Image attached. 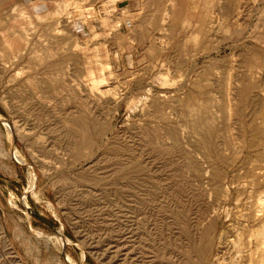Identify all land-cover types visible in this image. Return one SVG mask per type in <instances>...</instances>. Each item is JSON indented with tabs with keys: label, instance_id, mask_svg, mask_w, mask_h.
<instances>
[{
	"label": "rangeland",
	"instance_id": "rangeland-1",
	"mask_svg": "<svg viewBox=\"0 0 264 264\" xmlns=\"http://www.w3.org/2000/svg\"><path fill=\"white\" fill-rule=\"evenodd\" d=\"M263 153L264 0H0V264H264Z\"/></svg>",
	"mask_w": 264,
	"mask_h": 264
},
{
	"label": "bare ground",
	"instance_id": "bare-ground-1",
	"mask_svg": "<svg viewBox=\"0 0 264 264\" xmlns=\"http://www.w3.org/2000/svg\"><path fill=\"white\" fill-rule=\"evenodd\" d=\"M80 5V4H79ZM229 6V5H228ZM228 9V8H227ZM229 11V10H228ZM129 23V22H128ZM131 24V23H130ZM131 59V58H130ZM254 68V67H253ZM251 81V80H250ZM245 83V82H244ZM248 84V83H247ZM245 85H246V83H245ZM249 88V87H248ZM252 88V87H251ZM254 88H255V85H254ZM242 89H243V87H242ZM245 90V89H244ZM243 93H245V92H243ZM242 96V95H241ZM246 98V97H245ZM256 103V102H255ZM209 105V104H208ZM247 105V104H246ZM186 106H187V104H186ZM189 106V105H188ZM159 107V106H158ZM190 108V107H189ZM191 109V108H190ZM158 110H159V108H158ZM161 111V110H160ZM190 111V110H189ZM207 111V110H206ZM192 112V111H191ZM190 112V113H191ZM254 114V113H253ZM252 114V115H253ZM194 115V114H193ZM190 116H191V114H190ZM205 116V115H204ZM194 117V116H193ZM207 117V116H206ZM188 118V117H187ZM191 118V117H190ZM193 119V118H192ZM188 120V119H187ZM206 120H208V118L206 119ZM195 121V120H194ZM76 122V121H75ZM207 123H208V121H206ZM205 122V123H206ZM193 123H195V122H193ZM204 123V124H205ZM203 124V125H204ZM83 125H85V124H83ZM196 125V124H195ZM88 126V125H87ZM74 127H76V126H74ZM85 127V126H84ZM96 127V126H95ZM210 127V126H209ZM255 127V126H254ZM73 128V127H72ZM170 128V127H169ZM75 129V128H74ZM77 129V128H76ZM173 129V128H172ZM195 129H196V127H195ZM252 129V128H251ZM260 129V127L257 129V130H259ZM90 130V129H89ZM202 130V129H201ZM73 131V130H72ZM71 131V132H72ZM172 131V130H171ZM65 132H67V131H65ZM173 132V131H172ZM175 132H176V130H175ZM255 132V131H254ZM78 133H79V131H78ZM77 133V134H78ZM258 133H260L259 131H258ZM194 134H196V131L194 132ZM211 134V133H210ZM74 135V134H73ZM81 135V134H80ZM217 135V134H216ZM168 136V135H167ZM166 136V137H167ZM178 136V135H177ZM199 136V135H198ZM212 136V134L209 136V137H211ZM262 136V135H261ZM82 137V136H81ZM152 137V136H151ZM169 137V136H168ZM201 137V136H200ZM259 137V136H258ZM73 138V137H72ZM217 138V137H216ZM173 139L174 140H177V138H176V136L175 135H173ZM80 140V139H79ZM254 140V139H253ZM212 141V140H211ZM77 142V141H76ZM75 142V143H76ZM171 142H173V141H171ZM176 142V141H175ZM198 142V141H197ZM254 143V142H253ZM81 144V143H80ZM177 144V143H176ZM179 144V143H178ZM250 144V143H249ZM259 144V143H258ZM80 146V145H79ZM163 146V145H162ZM199 146V145H198ZM205 146V145H204ZM207 146V145H206ZM164 147V146H163ZM202 147V146H201ZM220 147V146H219ZM251 147V146H250ZM253 147V146H252ZM251 147V148H252ZM81 148V147H80ZM80 148H78V149H80ZM157 148H158V146H157ZM161 148V147H160ZM167 148V147H166ZM206 148V147H205ZM171 149V148H170ZM182 149V148H181ZM216 149V148H215ZM166 150V149H165ZM169 150V149H168ZM205 150V149H204ZM162 151V150H161ZM209 151H210V149H209ZM217 151V150H216ZM251 151V150H250ZM163 152V151H162ZM169 152H171V151H169ZM204 152V151H203ZM218 152V151H217ZM221 152V151H220ZM252 152V151H251ZM263 152V151H262ZM212 154V153H211ZM223 154V153H222ZM264 154V153H263ZM132 155V154H131ZM218 155V154H217ZM121 156V155H120ZM208 156V155H207ZM260 156V155H259ZM226 157V156H225ZM124 158V157H123ZM218 158V157H217ZM234 158V157H233ZM190 159V158H189ZM226 159H228V158H226ZM113 160V159H112ZM116 160H118V158L116 159ZM210 160V159H209ZM213 160V159H212ZM211 160V161H212ZM225 160V159H224ZM120 161V160H119ZM134 162H135V159L133 160ZM214 161V160H213ZM113 162V161H112ZM121 162V161H120ZM115 163H118V162H115ZM126 163V162H125ZM261 163V162H260ZM189 164V163H188ZM191 164V163H190ZM117 165H119V164H117ZM124 165V164H123ZM122 165V166H123ZM129 166V165H128ZM131 166V165H130ZM184 166V165H183ZM139 167V166H138ZM196 167L197 166H195V169H196ZM130 167H128V169H129ZM194 168V167H193ZM220 168H222V167H220ZM127 169V168H126ZM211 169V168H210ZM115 170V169H114ZM118 170V169H117ZM122 170V169H121ZM125 170V169H124ZM190 170V169H189ZM126 171H129V170H126ZM122 172V171H121ZM124 172V171H123ZM183 172V171H182ZM197 172V171H196ZM218 172V171H217ZM216 173V172H215ZM114 174V173H113ZM125 174H126V172H125ZM115 175H118V174H115ZM119 175H121V174H119ZM114 176V175H113ZM223 176V175H222ZM125 177V176H124ZM182 177V176H181ZM120 179H121V177H119ZM123 178V177H122ZM218 178V177H217ZM219 178H220V176H219ZM222 179V178H221ZM221 181V180H220ZM238 181V180H237ZM97 182V181H96ZM124 182V181H123ZM134 182V181H133ZM178 182H180V181H178ZM184 182V181H183ZM132 183V182H131ZM177 183V182H176ZM218 183V182H217ZM134 184H135V182H134ZM180 184V183H179ZM136 186V185H135ZM217 187V186H216ZM135 188V187H134ZM179 191V190H178ZM181 191V190H180ZM221 191V190H220ZM249 191V190H248ZM134 193V192H133ZM183 193V192H182ZM137 194V193H136ZM146 194V193H145ZM148 194V193H147ZM131 195V194H130ZM172 195V194H171ZM174 195V194H173ZM181 195V194H180ZM185 196V195H184ZM263 196V195H262ZM176 198V197H175ZM178 198V197H177ZM176 198V199H177ZM181 198V197H180ZM137 199V198H136ZM139 199V198H138ZM183 199V198H182ZM181 199V200H182ZM175 200V199H174ZM186 200V199H185ZM262 200H264V199H262ZM143 201V200H142ZM178 202H179V200H177ZM259 201H260V199H259ZM139 202V201H138ZM141 202V201H140ZM175 202V201H174ZM260 202H262V201H260ZM259 203V202H258ZM184 205H186V204H184ZM207 205V204H206ZM144 206V205H143ZM261 206H262V204H261ZM208 207V206H207ZM264 207V206H263ZM144 208V207H143ZM168 208V207H167ZM178 208H179V206H178ZM142 209V208H141ZM183 210V209H182ZM240 210V209H239ZM184 211H186V210H184ZM204 211V210H203ZM169 213V212H168ZM174 213V212H173ZM184 213V212H183ZM242 213V212H241ZM164 214H165V212H164ZM175 214V213H174ZM186 214H188V213H186ZM198 214V213H197ZM203 214V213H202ZM168 215V214H167ZM170 215V214H169ZM185 214H183V216H184ZM134 216V215H133ZM189 216V215H188ZM183 218V217H182ZM201 218V217H200ZM131 219V218H130ZM187 219H189V218H187ZM127 220V219H126ZM136 220V219H135ZM171 220V219H170ZM184 220V219H183ZM197 220H198V218H197ZM200 220V219H199ZM209 220V219H208ZM133 221H134V219H133ZM187 221H189V220H187ZM213 221V220H212ZM211 221V222H212ZM185 222V221H184ZM200 222V221H199ZM136 223V222H135ZM181 223V222H180ZM213 223V222H212ZM263 224V223H262ZM179 225V224H178ZM187 225V224H186ZM201 225V224H200ZM141 227V226H140ZM261 227H262V225H261ZM264 227V226H263ZM170 229H171V227H169ZM182 228V230L181 231H183V232H185V234H186V232H187V230H186V227H181ZM199 228V227H198ZM203 228V227H202ZM210 226L207 228V230H206V234H208L209 232V230H210ZM213 228V227H212ZM188 229V228H187ZM263 229V228H262ZM205 230V229H204ZM203 230V231H204ZM257 231H258V233H259V230L258 229H256ZM256 230H255V233H253V234H256ZM172 231V230H171ZM199 231V230H198ZM213 231H214V229H213ZM263 231H264V229H263ZM262 231V232H263ZM133 232H135V231H133ZM173 232V231H172ZM260 232H261V229H260ZM182 233V232H181ZM257 233V234H258ZM204 234V233H203ZM187 235V234H186ZM173 236V235H172ZM255 236V235H254ZM257 236V235H256ZM259 236H261V235H259ZM170 237V236H169ZM186 237H188V235L186 236ZM211 237V236H210ZM209 237V238H210ZM262 237H263V234H262ZM190 238V237H189ZM202 238V237H201ZM212 238V237H211ZM214 238V237H213ZM185 239H187V238H185ZM257 239H258V237H257ZM261 239V238H260ZM260 239H259V242H260ZM153 240V239H152ZM192 240V239H191ZM202 240V239H201ZM215 240V239H214ZM237 241H239V240H237ZM186 242V241H185ZM262 242V241H261ZM155 243V242H154ZM182 244H183V242H181ZM181 243H179L178 245L177 244H174L173 245V248L174 249H176V250H178L179 249V251H180V249H182V247H181ZM204 243V242H203ZM239 243H240V241H239ZM239 243H237L238 245H239ZM262 243H264V242H262ZM260 244L259 243V245H263L264 246V244ZM191 244H193V243H191ZM190 244V246H192ZM209 243H207L206 245H208ZM240 244H242V243H240ZM154 245V244H153ZM166 245V244H165ZM171 245V244H170ZM169 245V246H170ZM202 244H200V246H201ZM244 245V244H243ZM241 246V245H240ZM210 247V246H209ZM212 247V246H211ZM235 247V246H234ZM258 247H260V246H258ZM193 248V247H192ZM197 248V247H196ZM196 248H194L195 250H196ZM207 248V247H206ZM214 248V247H213ZM261 248V247H260ZM161 249V248H160ZM264 248H262V250H263ZM159 251V250H158ZM157 251V252H158ZM164 251H166V250H164ZM178 251V252H179ZM196 251H198L197 253H199V250H196ZM215 251V250H214ZM213 251V252H214ZM187 252V251H186ZM185 252V253H186ZM189 252V251H188ZM248 252V251H247ZM155 253V252H154ZM180 253V252H179ZM211 253V252H210ZM171 254V253H170ZM186 254H188V253H186ZM159 255V254H158ZM198 255V254H197ZM212 255V254H211ZM264 255V254H263ZM156 256V255H155ZM160 256V255H159ZM213 256V255H212ZM178 257V256H177ZM174 258V257H173ZM172 258V255H171V257H169V260H168V262L167 263H169V264H185V261L183 262V261H178V260H176L175 258L173 259ZM189 258H191V257H188V259L187 260H189ZM217 258V257H216ZM264 258V256L263 257H261V259H263ZM220 260V259H219ZM192 261V260H191ZM260 261H262V260H260ZM166 262V261H165ZM190 263V262H189ZM210 263V262H209ZM191 264H197V262H193V263H191ZM208 264V263H207Z\"/></svg>",
	"mask_w": 264,
	"mask_h": 264
},
{
	"label": "water",
	"instance_id": "water-1",
	"mask_svg": "<svg viewBox=\"0 0 264 264\" xmlns=\"http://www.w3.org/2000/svg\"><path fill=\"white\" fill-rule=\"evenodd\" d=\"M127 3H120V6H125ZM61 237L63 238V245H62V254L63 256L65 257L66 261L69 263V264H75L74 262H70L68 260V255L66 254V247H65V241H66V238L64 235H61Z\"/></svg>",
	"mask_w": 264,
	"mask_h": 264
}]
</instances>
